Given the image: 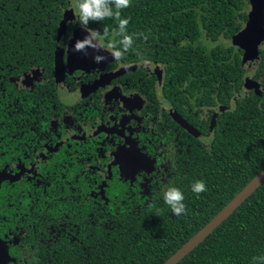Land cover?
<instances>
[{
	"label": "trees",
	"instance_id": "16d2710c",
	"mask_svg": "<svg viewBox=\"0 0 264 264\" xmlns=\"http://www.w3.org/2000/svg\"><path fill=\"white\" fill-rule=\"evenodd\" d=\"M69 7L66 0H0V50L28 52L41 45L44 31L50 40ZM248 11L247 0H131V7L122 10L130 18L127 32L137 34L125 56L163 65L165 95L202 136L198 140L182 132L189 148L177 157L175 177L167 185L181 189L188 213L172 215L163 191L149 200L110 180L104 189L111 198L86 197L92 184L84 181L69 197L76 209L67 212L69 199L58 200L59 195L31 207L32 219L25 223L42 217L46 221L27 234L34 243L23 249L31 258L27 264H164L264 168V92L247 91L210 127L212 108L230 105L245 78L264 87V39L249 73L243 70L251 64L243 63V51L230 42ZM71 19L80 26L74 11L63 25L70 27ZM88 27L107 32L101 41L106 46L120 39L114 20L90 22ZM3 73L17 74L14 69ZM199 106L206 108L202 116ZM41 116L43 125L48 113ZM29 122L26 102L0 101L2 145L19 143ZM197 180L208 189L199 196L190 189ZM19 200L0 198V223L11 231L17 221L12 215L22 201L27 203ZM135 204L141 208L135 210ZM176 264H264V181Z\"/></svg>",
	"mask_w": 264,
	"mask_h": 264
},
{
	"label": "flooded vegetation",
	"instance_id": "af4514ba",
	"mask_svg": "<svg viewBox=\"0 0 264 264\" xmlns=\"http://www.w3.org/2000/svg\"><path fill=\"white\" fill-rule=\"evenodd\" d=\"M68 10L70 14L74 11L71 7ZM73 21L70 27L63 25L60 42L56 30L50 40L49 32L44 31L41 45L28 52L0 50L1 61H13L0 62V101L26 102L32 119L16 145L11 140L3 146L0 137V149H8L6 154L0 153V198L17 203L19 198L27 200L12 215L17 220L12 231L5 222L0 223V251L9 258L6 264L31 261L23 250L34 245L27 234L46 221L42 217L40 222H24L32 219L28 214L32 206L46 204L59 195L58 200L69 199L67 212L76 209L69 197L80 191L84 181L92 184L86 197L111 198L104 189L110 180L135 189L136 196L154 199L174 179L177 157L189 148L182 132L192 135L174 116L192 127L170 95H165L163 65L151 61V66L137 67L140 60L133 62L126 56L115 61L103 44V63H93V56L84 55L92 64L71 67L66 60L68 45L75 30L82 28ZM56 54L60 62L55 70ZM121 63L129 67H120ZM13 69L17 72L14 77L3 73ZM223 106L213 107L211 116ZM197 109L200 116L206 110L204 106ZM41 113H48L43 125ZM14 151L19 152L13 155ZM140 208L134 206L135 210Z\"/></svg>",
	"mask_w": 264,
	"mask_h": 264
},
{
	"label": "water",
	"instance_id": "95a60500",
	"mask_svg": "<svg viewBox=\"0 0 264 264\" xmlns=\"http://www.w3.org/2000/svg\"><path fill=\"white\" fill-rule=\"evenodd\" d=\"M68 5L72 7L74 0H66ZM249 2V11L247 12V21L240 31H238L231 39L230 42L233 46L240 48L243 51V63H251L255 61L256 50L261 45L264 39V0H247ZM70 14V10L63 13V21L59 22L56 27L57 41L62 39L65 28L63 27L64 19ZM75 24V21L72 22ZM86 32L83 28H78L72 35V39L68 45L67 63L71 67L80 68L82 64H92L86 61L84 55L92 57L96 55L92 49H88L86 53H73L71 51L72 44L78 40L83 39ZM60 51V48H59ZM105 51H101L99 54ZM107 53V52H106ZM55 70L59 66V55L56 54ZM137 67H146L141 63ZM135 66V67H136ZM253 90L255 94L264 92V87L250 81L248 78L243 80V85L232 98L229 106H223L215 109L211 116L210 127L213 128L216 115L220 112L232 110L235 107L236 100L244 96L247 91ZM174 116V115H173ZM178 124L191 134L194 138L199 139L192 129L184 125L181 120L174 116ZM264 181V168L257 173L201 230H199L192 238H190L180 249H178L164 264H176L185 254L193 249L202 239H204L218 224H220L261 182ZM9 258L4 252L0 251V264H6Z\"/></svg>",
	"mask_w": 264,
	"mask_h": 264
},
{
	"label": "clouds",
	"instance_id": "9594fccd",
	"mask_svg": "<svg viewBox=\"0 0 264 264\" xmlns=\"http://www.w3.org/2000/svg\"><path fill=\"white\" fill-rule=\"evenodd\" d=\"M72 7L74 9V16L79 21L80 26L85 30L86 35L83 39L76 40L72 46L73 53H86L88 49L96 52L93 55V63L100 64L106 59L105 56L99 53L104 50V45L100 42L107 36V32L101 33L97 29L89 28L90 22H100L106 19L114 20L117 23V30L115 35L120 39L112 41L107 44V49L115 61H123L125 53L133 48L134 37L137 34H129L127 32L130 18L122 16V10L131 7V0H74ZM146 40L147 37L145 36ZM142 65L151 66V61L144 59L142 56L139 61ZM120 67H129L126 63H121ZM191 191L199 196L208 189L203 180L194 181L190 185ZM162 199L170 210L171 214L180 217L187 215L188 209L184 203L185 197L181 189L175 186H166L162 192Z\"/></svg>",
	"mask_w": 264,
	"mask_h": 264
},
{
	"label": "rangeland",
	"instance_id": "374dc122",
	"mask_svg": "<svg viewBox=\"0 0 264 264\" xmlns=\"http://www.w3.org/2000/svg\"><path fill=\"white\" fill-rule=\"evenodd\" d=\"M223 42H225V41H223ZM225 43H226V42H225ZM250 64H251L250 67L245 68L243 71L249 73L251 67H254V66L256 65V61H253V62H251Z\"/></svg>",
	"mask_w": 264,
	"mask_h": 264
}]
</instances>
